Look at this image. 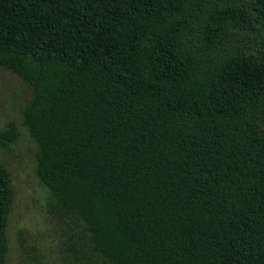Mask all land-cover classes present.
I'll use <instances>...</instances> for the list:
<instances>
[{
    "label": "trees",
    "instance_id": "trees-1",
    "mask_svg": "<svg viewBox=\"0 0 264 264\" xmlns=\"http://www.w3.org/2000/svg\"><path fill=\"white\" fill-rule=\"evenodd\" d=\"M0 67L31 88L52 264H264V0H0ZM14 199L0 161V264Z\"/></svg>",
    "mask_w": 264,
    "mask_h": 264
},
{
    "label": "rangeland",
    "instance_id": "rangeland-1",
    "mask_svg": "<svg viewBox=\"0 0 264 264\" xmlns=\"http://www.w3.org/2000/svg\"><path fill=\"white\" fill-rule=\"evenodd\" d=\"M30 94V86L18 74L0 67V130L9 121L17 122L20 127V136L15 143L6 146L0 143V161L10 169L15 190L8 222L10 251L7 264H38L22 255L19 241L21 229L27 230L28 242L35 246L33 254L44 255L45 246L49 258L45 264H52L51 249L56 240L47 209L51 196L36 176L37 146L21 124L22 111ZM41 264H44V257Z\"/></svg>",
    "mask_w": 264,
    "mask_h": 264
}]
</instances>
